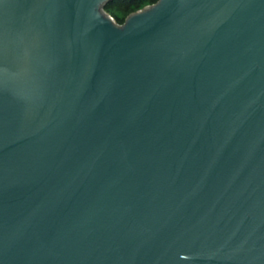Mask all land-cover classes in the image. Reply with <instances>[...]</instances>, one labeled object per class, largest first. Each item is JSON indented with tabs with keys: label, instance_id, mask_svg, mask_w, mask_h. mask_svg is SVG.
I'll return each instance as SVG.
<instances>
[{
	"label": "water",
	"instance_id": "1",
	"mask_svg": "<svg viewBox=\"0 0 264 264\" xmlns=\"http://www.w3.org/2000/svg\"><path fill=\"white\" fill-rule=\"evenodd\" d=\"M0 0V264H264V0Z\"/></svg>",
	"mask_w": 264,
	"mask_h": 264
},
{
	"label": "rangeland",
	"instance_id": "2",
	"mask_svg": "<svg viewBox=\"0 0 264 264\" xmlns=\"http://www.w3.org/2000/svg\"><path fill=\"white\" fill-rule=\"evenodd\" d=\"M158 1L159 0H112L110 3L106 4L103 9L101 8V10L114 19L117 25H122L129 16L156 4Z\"/></svg>",
	"mask_w": 264,
	"mask_h": 264
},
{
	"label": "trees",
	"instance_id": "3",
	"mask_svg": "<svg viewBox=\"0 0 264 264\" xmlns=\"http://www.w3.org/2000/svg\"><path fill=\"white\" fill-rule=\"evenodd\" d=\"M111 1H112V0H111ZM111 1H110V2H111ZM125 1H133V0H125ZM110 2H108V3H110Z\"/></svg>",
	"mask_w": 264,
	"mask_h": 264
}]
</instances>
